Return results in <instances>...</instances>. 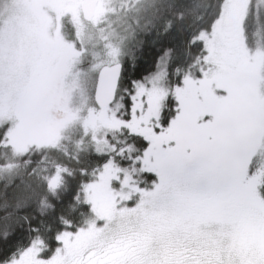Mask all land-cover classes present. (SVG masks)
<instances>
[{
	"label": "snow or ice",
	"instance_id": "6c2138e0",
	"mask_svg": "<svg viewBox=\"0 0 264 264\" xmlns=\"http://www.w3.org/2000/svg\"><path fill=\"white\" fill-rule=\"evenodd\" d=\"M0 264H264V0H0Z\"/></svg>",
	"mask_w": 264,
	"mask_h": 264
},
{
	"label": "trees",
	"instance_id": "16d2710c",
	"mask_svg": "<svg viewBox=\"0 0 264 264\" xmlns=\"http://www.w3.org/2000/svg\"><path fill=\"white\" fill-rule=\"evenodd\" d=\"M139 39L141 44L138 47L137 63L134 70L130 69L126 73V79H140L149 75L155 70L156 61L161 54L162 49L174 45L179 41V37L175 33L172 36L159 40L157 39L155 32H152L151 34L144 33L140 35ZM65 203H67V200H65ZM17 238H23L26 242V232L18 230Z\"/></svg>",
	"mask_w": 264,
	"mask_h": 264
}]
</instances>
